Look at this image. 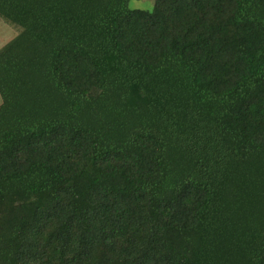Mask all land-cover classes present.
Segmentation results:
<instances>
[{"label":"trees","instance_id":"16d2710c","mask_svg":"<svg viewBox=\"0 0 264 264\" xmlns=\"http://www.w3.org/2000/svg\"><path fill=\"white\" fill-rule=\"evenodd\" d=\"M0 0V264H264V0Z\"/></svg>","mask_w":264,"mask_h":264},{"label":"rangeland","instance_id":"374dc122","mask_svg":"<svg viewBox=\"0 0 264 264\" xmlns=\"http://www.w3.org/2000/svg\"><path fill=\"white\" fill-rule=\"evenodd\" d=\"M155 0H129V8L132 10H144L152 11L154 7ZM18 30L12 28L4 21L0 19V49L6 45L14 36H16ZM1 104V99H0Z\"/></svg>","mask_w":264,"mask_h":264}]
</instances>
